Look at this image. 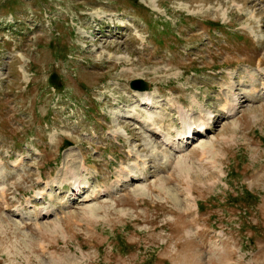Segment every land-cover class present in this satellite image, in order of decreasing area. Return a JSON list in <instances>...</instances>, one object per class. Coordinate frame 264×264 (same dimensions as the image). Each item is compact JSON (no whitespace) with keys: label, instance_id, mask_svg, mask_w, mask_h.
I'll return each mask as SVG.
<instances>
[{"label":"rangeland","instance_id":"rangeland-1","mask_svg":"<svg viewBox=\"0 0 264 264\" xmlns=\"http://www.w3.org/2000/svg\"><path fill=\"white\" fill-rule=\"evenodd\" d=\"M155 2L0 0V264H264V0Z\"/></svg>","mask_w":264,"mask_h":264},{"label":"bare ground","instance_id":"bare-ground-1","mask_svg":"<svg viewBox=\"0 0 264 264\" xmlns=\"http://www.w3.org/2000/svg\"><path fill=\"white\" fill-rule=\"evenodd\" d=\"M153 1V3H154V5H156V2H155V0H152ZM146 91H148V90H145V91H140L139 92V90H137L136 92H138V93H136V95L137 96H140L142 99V102H143V104L146 106H149V105H151V104H153L154 102V99L152 98V96L150 95V93L149 92H146ZM132 111V110H131ZM136 114H138L137 115V121H144L145 123H148V122H150V123H148L150 126H151V128H153V133H157V134H160V132H161V129L158 127V126H155L154 125V123L153 122H151V121H153L152 120V118H153V114H149V117H147V118H145V117H143L142 115H140L139 113H136ZM140 115V116H139ZM208 125L209 124V121H206L205 119L204 120H202V121H200V125H199V129H198V131H200L201 133H202V131L204 130V126L205 125ZM209 126V125H208ZM198 127V126H197ZM197 127H194V126H192V125H190V127H189V132L190 133H193V131L195 130V128H197ZM210 127V126H209ZM201 129V130H200ZM205 129H207V127L205 128ZM157 130V131H156ZM160 131V132H159ZM207 131H205V133H206ZM206 135V134H205ZM189 139V138H188ZM164 140H166L167 142H169L170 143V140H171V138L170 137H167V138H165ZM203 147H204V145H202ZM178 150V149H177ZM179 150H181V148L179 149ZM82 166L83 167H85V164L84 163H82ZM130 170V169H129ZM86 171V170H85ZM130 172V171H129ZM132 173H133V170H132ZM132 173H129V176H131L132 178L133 177H136V175H134V174H132ZM79 177V176H78ZM82 178V177H81ZM133 179H137V178H133ZM81 184H82V182L79 180V179H77L76 181H75V187H76V189L78 190L80 187H81ZM84 188V187H83ZM81 190H83V189H81ZM42 194H43V192H41ZM90 196H86L85 197V201H89L90 200V198H89ZM49 212V210L46 212V213H48Z\"/></svg>","mask_w":264,"mask_h":264},{"label":"water","instance_id":"water-1","mask_svg":"<svg viewBox=\"0 0 264 264\" xmlns=\"http://www.w3.org/2000/svg\"><path fill=\"white\" fill-rule=\"evenodd\" d=\"M56 78H57V74L54 73L52 75V79L55 80ZM130 86L134 90L145 91L151 88V83L142 78H137V79H133L130 82Z\"/></svg>","mask_w":264,"mask_h":264}]
</instances>
